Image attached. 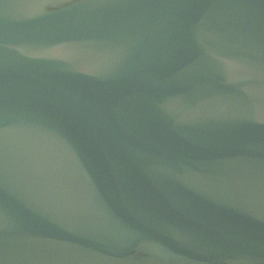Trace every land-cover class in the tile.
I'll return each instance as SVG.
<instances>
[{
	"label": "water",
	"instance_id": "1",
	"mask_svg": "<svg viewBox=\"0 0 264 264\" xmlns=\"http://www.w3.org/2000/svg\"><path fill=\"white\" fill-rule=\"evenodd\" d=\"M0 264H264V0H0Z\"/></svg>",
	"mask_w": 264,
	"mask_h": 264
}]
</instances>
